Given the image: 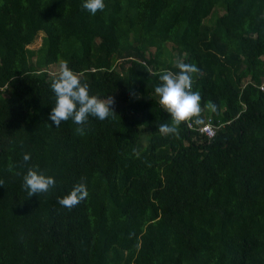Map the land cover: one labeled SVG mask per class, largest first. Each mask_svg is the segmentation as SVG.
Here are the masks:
<instances>
[{
  "label": "trees",
  "instance_id": "trees-1",
  "mask_svg": "<svg viewBox=\"0 0 264 264\" xmlns=\"http://www.w3.org/2000/svg\"><path fill=\"white\" fill-rule=\"evenodd\" d=\"M65 61L113 103L84 135L49 119ZM180 62L200 69L195 126L223 123L212 138L159 131L154 89ZM263 82L264 0H105L94 15L0 0V264H264ZM36 166L56 185L28 196ZM79 182L88 198L68 210L58 198Z\"/></svg>",
  "mask_w": 264,
  "mask_h": 264
},
{
  "label": "clouds",
  "instance_id": "clouds-1",
  "mask_svg": "<svg viewBox=\"0 0 264 264\" xmlns=\"http://www.w3.org/2000/svg\"><path fill=\"white\" fill-rule=\"evenodd\" d=\"M82 7L90 14L105 8V0H82ZM178 72L163 71L158 79L160 83L155 86V93L159 97L160 106L169 114L171 122L160 124L162 134H178L182 122L189 118L198 117L201 112V95L193 91V74L200 69L196 64L177 63ZM55 96V103L49 112V119L58 127L63 121L71 119L76 125L75 131L84 135L85 125L89 118L103 123L110 119L114 110L109 99L102 102L96 95L90 94L88 85L83 83L81 76L62 62L58 73L50 83ZM208 107L215 112L216 104L210 103ZM197 122L199 120L197 119ZM24 161L31 159V154H23ZM56 185L54 175L47 174L39 166L29 167L23 175L22 187L28 196L47 193ZM88 198V191L84 182L72 186L71 190L58 198L64 208L71 210L84 203Z\"/></svg>",
  "mask_w": 264,
  "mask_h": 264
},
{
  "label": "built area",
  "instance_id": "built-area-1",
  "mask_svg": "<svg viewBox=\"0 0 264 264\" xmlns=\"http://www.w3.org/2000/svg\"><path fill=\"white\" fill-rule=\"evenodd\" d=\"M261 88L262 89L264 88V82L262 83ZM187 122L190 128H197L200 131V133L206 135L208 138L214 137L216 135L218 128H220L223 125V123H216L213 117L211 116L208 117L204 123L198 126H195L194 122L192 121V118H189Z\"/></svg>",
  "mask_w": 264,
  "mask_h": 264
},
{
  "label": "rangeland",
  "instance_id": "rangeland-1",
  "mask_svg": "<svg viewBox=\"0 0 264 264\" xmlns=\"http://www.w3.org/2000/svg\"><path fill=\"white\" fill-rule=\"evenodd\" d=\"M43 34H44L43 32H40L38 34L37 38L35 39V41L33 43H31L29 45V47H31V48H38L41 45V43H42ZM51 70L58 71L59 70V67L57 65H52L51 66Z\"/></svg>",
  "mask_w": 264,
  "mask_h": 264
}]
</instances>
